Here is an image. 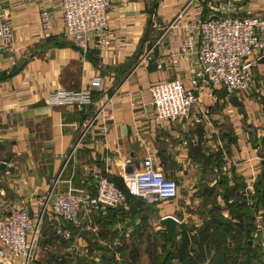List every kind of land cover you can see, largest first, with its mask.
Listing matches in <instances>:
<instances>
[{"label": "crops", "instance_id": "crops-1", "mask_svg": "<svg viewBox=\"0 0 264 264\" xmlns=\"http://www.w3.org/2000/svg\"><path fill=\"white\" fill-rule=\"evenodd\" d=\"M42 6L53 18L50 38L40 28ZM213 8L264 17V0H111L108 44L82 52L62 36L59 0H0L13 31L9 49L0 52V212L24 206L37 217L40 203L53 194L91 191L97 172L119 183L124 174L141 172L146 158L178 185L173 202L136 197L123 210L82 211L85 228L71 242L48 232L56 223L48 213L38 240L40 264H73L68 259L79 247L93 264L112 258L126 264L116 260L129 262L134 249L148 264L146 243L166 235L162 219L176 220V235L214 215L236 224L231 212L241 201L249 209L242 221L253 228L248 247L264 250V52L255 55L248 90L199 96L197 114L209 111L200 123L150 120L153 84L177 79L189 86L196 59L183 56L179 45L195 33L193 17H210ZM55 90H90L94 104L81 114L51 106L46 97ZM101 102L110 115L104 138L94 128L83 132ZM246 183L255 190L251 207L238 193Z\"/></svg>", "mask_w": 264, "mask_h": 264}, {"label": "built area", "instance_id": "built-area-1", "mask_svg": "<svg viewBox=\"0 0 264 264\" xmlns=\"http://www.w3.org/2000/svg\"><path fill=\"white\" fill-rule=\"evenodd\" d=\"M121 4L130 0H119ZM111 0H59L62 21V36L69 39L79 50L102 49L108 44L109 8ZM190 1L187 5H190ZM213 15L193 17L195 33L183 37L179 51L183 56L195 55L196 67L189 78V86L182 80H166L151 86L153 124L175 123L191 119L200 123L196 112L200 95L214 98L217 90L227 95H236L248 90L252 84V67L255 55L264 52V17H235L221 14L213 8ZM181 14L178 15L180 17ZM44 37L53 34V18L45 6L38 14ZM13 31L0 9V52L9 49ZM100 80L94 79L97 88ZM51 106H68L81 114L94 104L90 90L52 91L46 97ZM91 119L84 126V133L94 128L101 138L108 131L110 115L107 103H98ZM205 107L202 114L208 115ZM93 189L80 194H53L40 203L37 217L29 215L24 206H11L7 213L0 212V264H40L38 257L39 229L44 217L54 219L55 237L71 242L83 230L80 213L98 211L101 208L123 210L127 196L102 172L92 178ZM127 194L134 198H155L173 202L178 199V185L154 170L152 160L143 161V170L127 173L121 177ZM248 206L254 205L255 190L252 183L239 190ZM77 245L74 249H77Z\"/></svg>", "mask_w": 264, "mask_h": 264}, {"label": "trees", "instance_id": "trees-1", "mask_svg": "<svg viewBox=\"0 0 264 264\" xmlns=\"http://www.w3.org/2000/svg\"><path fill=\"white\" fill-rule=\"evenodd\" d=\"M110 181L125 192L127 204L131 198H134L127 194L121 180L119 183L114 180ZM234 207L235 210L231 213L232 217L237 219L236 224L223 222L221 218L214 215L216 209L213 208L211 214L214 217L209 222L197 229L181 228L178 235H174V242L171 247L166 235L163 234L160 237L167 243L168 247L164 249V255L159 256L156 246L151 245L150 250L146 252L148 264H234L235 261L231 263L234 254L238 253L239 257L242 258L254 254L255 251L248 247V241L251 239L250 233H252L253 228L242 221V217L249 212V209L242 201L241 204H235ZM192 231H195V233L191 234ZM231 238L237 240L234 247H231ZM211 251L216 254L215 257H212ZM128 260L129 264H138V251L131 250L128 253ZM109 262V264H115V259L112 258Z\"/></svg>", "mask_w": 264, "mask_h": 264}, {"label": "rangeland", "instance_id": "rangeland-1", "mask_svg": "<svg viewBox=\"0 0 264 264\" xmlns=\"http://www.w3.org/2000/svg\"><path fill=\"white\" fill-rule=\"evenodd\" d=\"M66 91H68V90H66ZM43 225H44V223H42V226H40V229H39V232H38V234L40 236L43 233V228L44 229L46 228V226L44 227ZM84 228L85 227L83 226V230H84ZM52 231H53V228L50 229V231H48V232L52 235L53 234ZM231 240H232V238H231ZM236 241L237 240H232L231 241V247L235 246ZM146 244L148 245V249H150L149 248L150 245L156 246V249H157V252H158L159 256H163L164 255V249H166L168 247L167 243L164 242L161 239L160 236H158L157 238L156 237L155 238L154 237L151 238L150 240H148V242ZM252 249H253V251H255V253L247 255L246 258L244 257L245 259L242 258V257H239L240 255H238V253L234 254L232 256V258H231V260H232L231 263L233 261H235L234 264H264V250H261L258 247H255V248H252ZM86 252H87L86 248H80L79 247L78 252L73 254L71 259H68V260L73 261L74 262L73 264H93L94 262L92 261V259H90L91 257L88 255L89 252L88 253H86ZM211 255H212V257L216 256V254L214 252H212ZM142 256H144V255H142ZM53 260H55V259L53 258ZM116 261L119 262V263H122V261H125L126 264H129V262H127L125 260L124 256L120 257V261H118V260H116ZM138 264H147V258L145 256L142 257V260H139Z\"/></svg>", "mask_w": 264, "mask_h": 264}, {"label": "water", "instance_id": "water-1", "mask_svg": "<svg viewBox=\"0 0 264 264\" xmlns=\"http://www.w3.org/2000/svg\"><path fill=\"white\" fill-rule=\"evenodd\" d=\"M3 79L4 78H1L0 81ZM263 166H264V161H263ZM160 224L165 227L166 239L169 241L171 247L174 242L175 227L177 222L173 217L168 216L162 219Z\"/></svg>", "mask_w": 264, "mask_h": 264}]
</instances>
